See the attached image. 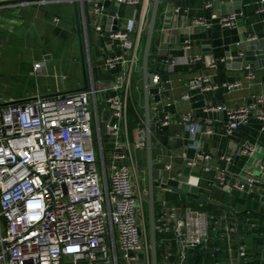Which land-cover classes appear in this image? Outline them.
Segmentation results:
<instances>
[{
    "label": "crops",
    "instance_id": "crops-1",
    "mask_svg": "<svg viewBox=\"0 0 264 264\" xmlns=\"http://www.w3.org/2000/svg\"><path fill=\"white\" fill-rule=\"evenodd\" d=\"M73 1L0 0V106L67 94L65 91L84 86ZM259 1L211 0L212 5L206 7V0H165L159 7L149 58L151 69L160 77L157 87H165L161 96H157L156 87L151 93L154 174L156 180L177 188L155 187L158 239L163 246L159 264H264V175L244 191L224 192L215 185L217 167L239 177L245 169H259L264 160V119L257 118L264 112V103H258L249 121L231 133L226 129V111L217 109L219 105L236 109L264 98V12H257ZM78 7L88 84L95 80L108 86L120 70L107 72L102 67L103 56L117 46L106 31L108 18L113 17L114 26L124 29L135 17L132 38L137 39L141 26L142 57L152 4L78 0ZM215 12H237L236 25L223 26L212 17ZM195 18L206 19L209 26L196 25ZM250 36L258 39L256 44L249 42ZM141 57L132 74L128 98L131 142L145 130ZM37 62L42 66L35 70ZM200 75L217 83H241L232 90L221 86L191 90L190 82ZM115 93L110 90L106 94ZM187 93L190 97L184 99ZM188 113L192 114L189 123L183 120ZM190 123L201 126V130L192 133ZM207 128L213 133H206ZM245 141L255 145L250 155L241 152ZM200 151L211 156L206 164H188ZM134 163L146 177L148 188L146 147L134 149ZM172 207L179 216L189 208L213 217L208 241L189 247L182 260L181 244L173 230L175 221L169 216ZM165 220L171 226L168 232L160 231ZM241 247L246 249V256H240Z\"/></svg>",
    "mask_w": 264,
    "mask_h": 264
},
{
    "label": "built area",
    "instance_id": "built-area-1",
    "mask_svg": "<svg viewBox=\"0 0 264 264\" xmlns=\"http://www.w3.org/2000/svg\"><path fill=\"white\" fill-rule=\"evenodd\" d=\"M108 1L133 6L152 4V0ZM83 5L87 13L85 1ZM211 5V0H206L205 6ZM257 12H264V0L259 1ZM212 17L223 26H234L238 13L215 12ZM194 23L209 26L204 18H195ZM106 31L117 46L103 56L102 67L107 72L120 67L112 84L102 86L94 80L86 90L0 106V264H120V260L124 264H151L143 211L148 188L141 185L146 177L134 163V149L146 147L145 130L134 142L129 140L127 130L131 78L141 63L142 27L134 40L135 17L128 20L124 29L115 30L114 18L110 16ZM257 41L255 36L249 37L251 44ZM41 66L42 62H37L34 68ZM154 81L157 96H161L165 87H157V74ZM240 83H217L200 75L190 82L189 88L208 91L221 86L232 90ZM110 90L116 93L107 95ZM189 97L188 93L183 95L184 99ZM258 103H264V98L236 109L217 106L226 111L227 132L247 123ZM92 104L99 156L94 144ZM257 118L264 119V112ZM183 120L189 123L192 114ZM102 122L110 136L108 142H104ZM189 130L195 133L201 126L190 123ZM205 132L213 130L207 128ZM254 149L251 141L241 145L244 154L250 155ZM210 157L200 151L188 164H206ZM205 168L210 169V165ZM262 175L264 160L259 169H245L239 177L217 167L215 185L224 192L244 191L260 182ZM169 216L175 221L173 230L181 244V260L189 247L208 241L213 217L207 213L188 208L184 216H179L176 207H172ZM170 230L165 220L160 231ZM239 252L240 256L247 255L243 247Z\"/></svg>",
    "mask_w": 264,
    "mask_h": 264
},
{
    "label": "water",
    "instance_id": "water-1",
    "mask_svg": "<svg viewBox=\"0 0 264 264\" xmlns=\"http://www.w3.org/2000/svg\"><path fill=\"white\" fill-rule=\"evenodd\" d=\"M165 0H152V9L151 16L149 20V25L147 31L144 32L145 44L142 53V64L141 71L143 75V96H144V117H145V136H146V152H147V177H148V197L145 198V202L148 204L149 210V231H150V244H151V264H159L158 260V230H157V216H156V197H155V187L161 186L169 189L177 190V188L162 183L155 179L154 174V159H153V134H152V123L153 117L151 113V93L152 89L155 87V75L156 73L151 69L149 65V58L151 55V46L153 40V34L155 30L157 15L160 5ZM75 13H76V25L79 32V41L81 48V62L83 64V75H84V86L77 89H72L65 91L66 93H71L78 90H86L89 87L87 81V73L85 69V53H84V40L82 37V25L83 21L80 19L78 0H74ZM87 5V4H86ZM117 23V20H115ZM114 29L117 30L118 26H114ZM193 197H196L201 200H207L206 196H200L198 194L187 193ZM211 203L218 204L227 208H230L228 205L223 204L220 201H211Z\"/></svg>",
    "mask_w": 264,
    "mask_h": 264
},
{
    "label": "rangeland",
    "instance_id": "rangeland-1",
    "mask_svg": "<svg viewBox=\"0 0 264 264\" xmlns=\"http://www.w3.org/2000/svg\"><path fill=\"white\" fill-rule=\"evenodd\" d=\"M151 4V3H150ZM144 42V39L142 41V43ZM142 58V57H141ZM141 88V87H140ZM139 88V89H140ZM99 107H100V111H102V107L103 104L99 98ZM90 109L92 111V116H93V133H94V144H95V151L96 154L99 156V151H98V136H97V127H96V121H95V113H94V107L93 104L90 106ZM101 117H103L102 113H101ZM102 130H103V138H104V142H108L110 136L106 133L105 131V123L102 122ZM109 162V160H107ZM108 173H110V166H108ZM144 184L143 186L146 187L147 186V182L146 179H144L141 184ZM143 211H144V216H145V221H146V228H147V232H148V236L150 238V231H149V220H148V204L145 202L143 204ZM162 245L159 243L158 245V260L159 262L161 261V256H162ZM120 264H124L123 260H120Z\"/></svg>",
    "mask_w": 264,
    "mask_h": 264
},
{
    "label": "trees",
    "instance_id": "trees-1",
    "mask_svg": "<svg viewBox=\"0 0 264 264\" xmlns=\"http://www.w3.org/2000/svg\"><path fill=\"white\" fill-rule=\"evenodd\" d=\"M148 220H149V210H148Z\"/></svg>",
    "mask_w": 264,
    "mask_h": 264
}]
</instances>
